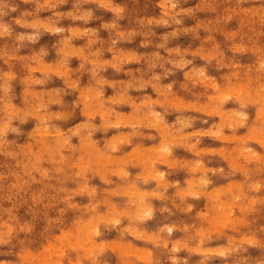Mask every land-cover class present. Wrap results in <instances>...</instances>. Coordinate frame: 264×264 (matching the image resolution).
<instances>
[{
  "label": "clouds",
  "instance_id": "9594fccd",
  "mask_svg": "<svg viewBox=\"0 0 264 264\" xmlns=\"http://www.w3.org/2000/svg\"><path fill=\"white\" fill-rule=\"evenodd\" d=\"M45 33L59 36L54 62L44 47L21 54ZM181 36L199 47L168 46ZM137 37L154 50L120 47ZM178 70L183 80L166 83ZM218 152L252 162L240 182L209 166ZM157 214L191 222L149 231ZM0 257L264 264V0H0Z\"/></svg>",
  "mask_w": 264,
  "mask_h": 264
},
{
  "label": "rangeland",
  "instance_id": "374dc122",
  "mask_svg": "<svg viewBox=\"0 0 264 264\" xmlns=\"http://www.w3.org/2000/svg\"><path fill=\"white\" fill-rule=\"evenodd\" d=\"M71 7V4L69 5H64L62 6V9L63 10H68L69 8ZM148 11L151 13L154 11L153 7L151 5L148 6ZM155 11H158V10H155ZM49 13L45 12V13H42V17L43 16H47ZM110 13L105 16V19L107 20L108 18H110ZM69 23H71L70 21H65L64 24L65 26H67ZM100 23V21H94L92 23H90V27H96L98 26V24ZM191 23H193V21H186V24L190 25ZM19 31H24V29H18ZM165 31V29H157V36L153 38L154 42L155 43H159V35ZM101 36L104 38V39H107L108 38V33L104 30H101ZM220 39H223L222 37H219ZM141 37H137L136 40L132 41V42H122L120 44V47L124 48V49H127V50H138V51H152L154 50V48L152 46H150L149 48L145 49V48H142L140 46V41H141ZM59 40V36H55V35H51V34H48V33H45L44 35L41 36L40 40L37 41L35 44H29L28 47L26 48H23L21 49V54L22 55H27V54H31L33 51H36L38 52L41 47H44V48H47L48 49V56L45 57V61L48 62V63H52L54 62L56 59H57V54H56V50H55V45L57 43V41ZM85 43L84 40H76L75 41V44L76 46H81ZM199 44H200V41L198 40H193L190 36H181L180 38L176 39V40H173L169 43V47H181V48H187L189 46H191V48L195 49L197 47H199ZM162 54H165L164 53V50L161 49L160 50ZM105 56L106 58H110L111 54L110 53H105ZM71 66L73 68H76L79 66V60L77 58H72V61H71ZM140 65H137V64H131V65H128V67H132V68H136V67H139ZM159 70V69H158ZM39 74V73H38ZM105 76H107L110 80H113V79H127V77L123 74V73H120V74H116L114 72V70H112L111 68H109L105 73H104ZM176 80L178 82H181L183 80V72L182 71H177L173 76H170L168 77L165 82H170L171 80ZM87 80H88V76L85 75L83 78H82V81L83 83H87ZM50 87H54V86H63L62 85V81L60 79H56L54 81V83L50 84L49 85ZM111 88H109L107 90V94H111ZM70 99V98H69ZM221 142L217 141V142H213L211 141L210 139H207L205 140V146L206 147H212V148H218L220 146ZM178 154L180 155L181 158H184V159H193V155L192 153H187L185 152L184 150H178ZM217 155L220 157H216L215 159H213L211 162H208L209 163V166L210 167H213V166H224V167H230L232 168L233 170H235L236 172V182H240L242 179H243V174H244V171L247 169V164L248 163H252L251 161H244L243 158L241 159H231V158H225L226 157V154L223 153V152H218ZM224 160V161H223ZM207 162V161H206ZM185 173L184 172H181L178 174L177 177H175L176 179H179L180 182L183 184L184 182V179H185ZM238 179V180H237ZM228 181H224V180H221V181H218V186H217V190H216V194L217 195H221L222 194V191L223 189L227 186V183ZM234 191H237V193L239 194V189L238 188H234ZM249 191H252V192H259L260 190L259 189H249ZM190 199H193V202L197 204L198 207H202L203 204H204V197H201L199 200H196L195 198H190ZM227 211H228V206L225 205L224 207V211L221 213L222 215V218L224 220H230V217H228L227 215ZM173 222H176V223H180V222H184V223H187V222H191L188 218L184 217V216H178V217H167L166 214L165 215H159L157 214V216L154 218V220L152 221H148L147 224L149 225L148 227V230L149 231H156L158 230L160 227H163L164 224L166 223H173ZM220 227H223V224H218L217 225V228H220ZM174 229V234H173V239H179L181 238V236L183 235L181 232L179 231H176ZM115 238V233L112 234V236L109 237V239H114ZM222 241H212L210 243V246L212 247H216V246H219L221 245ZM140 246H143V242H140ZM6 257H0V259H5ZM194 258H198L197 257H194Z\"/></svg>",
  "mask_w": 264,
  "mask_h": 264
},
{
  "label": "bare ground",
  "instance_id": "6f19581e",
  "mask_svg": "<svg viewBox=\"0 0 264 264\" xmlns=\"http://www.w3.org/2000/svg\"><path fill=\"white\" fill-rule=\"evenodd\" d=\"M238 180V179H237Z\"/></svg>",
  "mask_w": 264,
  "mask_h": 264
}]
</instances>
